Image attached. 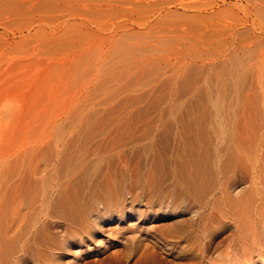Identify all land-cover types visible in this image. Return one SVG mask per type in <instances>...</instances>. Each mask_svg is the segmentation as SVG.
Returning <instances> with one entry per match:
<instances>
[{
    "label": "rangeland",
    "instance_id": "1",
    "mask_svg": "<svg viewBox=\"0 0 264 264\" xmlns=\"http://www.w3.org/2000/svg\"><path fill=\"white\" fill-rule=\"evenodd\" d=\"M254 96L264 98V0H0V264H99L133 232L195 216L172 256L158 252L176 264L207 241L204 222L221 208V119L240 129ZM197 159L212 170L198 203L179 191ZM108 183L121 199L110 208ZM152 187L183 204L177 218L137 219ZM61 194L74 213L53 210ZM225 228L210 253L233 233Z\"/></svg>",
    "mask_w": 264,
    "mask_h": 264
},
{
    "label": "bare ground",
    "instance_id": "2",
    "mask_svg": "<svg viewBox=\"0 0 264 264\" xmlns=\"http://www.w3.org/2000/svg\"><path fill=\"white\" fill-rule=\"evenodd\" d=\"M254 97H255L254 98V104H253V108L251 111L252 118H249L248 121L245 120V116L243 113L241 121H240V123L242 124V127H240V129L236 130L235 126L234 127L232 126V129L229 126H228L229 128H227L225 125L227 122L226 123L223 122V121H225V120H223L224 119L223 117L221 119V130H222L221 135L224 137V140H225V142H223V140H221V163H220L221 167L218 166L221 168V190H220L221 191V198H220L221 199V201H220L221 202V208L219 207L217 209L216 213H213V212L209 213L208 212L209 215L211 216V218L208 219L209 221L207 220V222L206 221L204 222V223L209 222L207 225L208 229H207V227L205 228V229H207V232L205 231V229H203V227H205V226L202 227V229L207 233V235L206 234L204 235L205 232L203 230H202L203 234H201V235H203V238L205 236V237H208L210 240H208V238H207V241H204L198 235V238L200 237L199 240L201 239V241L199 242L198 245H197V242L199 240L196 241V243L194 242L196 244V247L193 245L194 243L189 245L190 247L193 245L194 246L193 249H191L192 247L190 248L188 245H186L191 250H194V248H196L195 251H190V252H188V254H187V252L186 253L184 252L186 255L183 253L182 260H178V261L174 260V262L176 264H197V263L198 264H209V263L211 264V262L213 260L216 263L213 261L214 263H212V264H258V263L264 264V98L257 100L256 99L257 96H254ZM223 123H224V125H223ZM198 126L200 127V125H198ZM199 127H197V128L199 129ZM222 127H223V129H222ZM199 130H198V132L202 133L201 131L203 130V128H201L200 131ZM234 134H236V141L234 142V144H232V140L234 139ZM49 143H51V141H49ZM189 143H190L189 153L187 155H190V157H192L193 155H195V156L198 155V153H196L194 151V149H195L194 145L196 144V137L195 136L191 137ZM193 163L194 164H193L192 168H190V171H189L190 174L188 172L186 173L187 175L190 176L191 179L188 180L187 177L189 178V176H187V175L185 176V174H184V177H182V179L184 178L183 179L184 185H183V188L180 189L179 191H181L182 197L183 196H193L192 198L193 199L195 198L196 201H192L193 199H191V201L198 203V200L200 202V198L206 196V195L205 196H202V195L205 194L206 191L208 192V190H209V188L207 190V188L204 187V183H205V181L203 179L204 177L202 178L203 179L202 181L204 182L203 184L201 182L200 177H202V175H203V176H205V179H207L206 175L212 174V173H209L210 166L209 165H208L209 167L207 166V162L201 163V161L199 159H197L196 161H193ZM220 164H218V165H220ZM220 168H219V171H220ZM90 170H91V168L88 171L84 169V171H85L84 173H87ZM217 170H218V168H217ZM216 171L214 173H216ZM210 172H212V170ZM118 173H121L120 170ZM112 175H114V174H112ZM88 176H86L85 174L84 175L82 174V177H80V179H79L78 186H81L82 183L85 181L84 179L85 178L87 179ZM239 176L247 179L245 181L249 182L248 185L243 186V184H240L239 181L236 180L238 178H241ZM113 177H112V179H113ZM208 177H209V175H208ZM236 177H238V178H236ZM108 179H110V178H108ZM121 179H123V177ZM124 179L122 181H124ZM114 180H116V179H114ZM114 180L112 181L113 183H111V184H114ZM183 181H182V183H183ZM108 182H109V180H108ZM117 182L119 183V179H118V181H115V185ZM124 182H121L122 184H120V185H123ZM109 183H108V185L106 184L105 187H103V185H101V191L104 194L102 197V200L103 199L110 200V202H109L110 204L107 205L108 208L112 207L113 204L116 205V203L121 200V199L119 200L117 198V194H118L117 191L114 192V189L112 188V187H114L117 190V187H115ZM196 183H198L200 186H203L206 190L202 189L203 187L199 188L197 186L198 184L196 185ZM84 185H86V184H84ZM194 185L197 186L199 189H194V187H195ZM208 185H206V186H208ZM241 185H242V187H241ZM123 187H124V185H123ZM131 187L133 188V186H130V188ZM180 187H182V186H180ZM121 188H118V189H121ZM123 189H126V187ZM123 189L120 190L119 192H121V191L123 192L124 191ZM160 189L161 188H159V187H152V188L144 189V190L142 189L143 193L140 192L141 190L139 189L140 190L139 191L140 196L142 194V198H143V202H144V204H142L144 207V210L143 209L140 210V213L138 214L139 216L137 217V219L142 218L140 220L143 221L147 218H165L167 216H172V215H173V217L177 218L176 213H181V211H178L179 209L177 210V208H179V207H177V208L175 207L177 204H180V203H177L175 201L174 197H172L173 201H172V199L169 201V198H168V201L166 200L167 201V203H166V201H164L166 198L165 197L166 195ZM200 189H202V190H200ZM122 192H121V194H122ZM166 193H167V191H166ZM170 193L168 192V195H170ZM179 193L180 192H178V194ZM124 194H122V195L124 196ZM209 194L211 195L212 192H210ZM130 195L134 196L135 194L131 193ZM168 195H167V197H169ZM173 195H175V194H173ZM68 196H70V195H68ZM138 196H139V193H138ZM138 196H137V198H138ZM213 196H215V195H213ZM212 197L208 196V199L209 198L213 199L214 197L213 198ZM132 198L130 196L131 201L133 200ZM71 199H74V198L67 197L66 194L59 195L55 199V204L51 203V205L54 204L53 210L55 209L58 213L60 212L64 216L66 215V214H64L66 212H69V213L73 212L74 208H73V203H71ZM136 199L134 196L135 201H136ZM178 199H181V198H178ZM204 199L205 198H203V200ZM181 200L184 201V199H181ZM205 200H204V203H205ZM133 201L131 203H133ZM213 201H214V203L212 204ZM184 202L188 203V201H184ZM131 203H130V205H132ZM138 203H136V204H138ZM211 204H212L211 208H213V206L215 208L217 207V206H215L216 205L215 200H211L210 205ZM119 205H120V203H119ZM180 205H183V204H180ZM210 205H208V206H210ZM5 206H6V208L8 206H10L7 201L5 202L4 206H1V213H3ZM156 207H157V209H154ZM203 207L201 206V208H203ZM195 209H200V208L199 207L197 208V206H196ZM180 210H181V208H180ZM211 210L213 211L214 209H211ZM205 211H206V209H205ZM57 212H55V213H57ZM147 212H149V214H150V215L148 214L149 215L148 217H146V215H145V213H147ZM194 212L198 213V211H196V210ZM194 212H193V215H194ZM201 212H202V210H201ZM55 213H52V214H54V216H55ZM60 213H59V215H60ZM120 213L121 212H119V214ZM204 213H206V212H204ZM52 214H51V216H52ZM119 214L117 216H119ZM167 214H169V215H167ZM207 214H205V216H207ZM59 215L56 214V217ZM191 215H192V213H191ZM200 215H199V217H200ZM202 215L200 218L201 219L203 218V221H204V217H202ZM194 217L195 216L191 217V219L189 218L190 220H187V221H184V219H177L176 220L173 218L174 221L172 220L170 222L171 224L170 223H164L163 226H161V228L159 229L158 233H150V232L146 233L147 232L146 231V232H144L145 234L141 235L142 233L138 234L137 232L136 233L133 232V234L127 236V238H126L127 241L125 243H123V245H124L123 250L119 251V250L114 249L113 252L109 253V255L106 258H104L102 261L99 262V264H129L130 262H132V264H162L161 259H160L161 257H159L158 252H159V254L161 252V254L167 253V255L172 256V254L174 253V249H175L174 244L172 243V240H178L179 241L178 235H180V234L182 235L184 232L186 233L188 225L193 226L192 224H187V222H191V221L194 222L195 221ZM200 218H199V220H201ZM196 221H197V219H196ZM204 223L202 222V224L200 223L199 225H203ZM204 225H206V224H204ZM229 226H230V228L233 229V233L228 238L223 239V241L221 243H219L221 245V249H220L221 252L219 251V248H218L217 251L220 252L219 254H216V252L210 253L209 247L211 246V244L214 241V240H212V237L219 230L222 232L223 230L226 229L225 227L229 228ZM193 227H196V226L194 225ZM192 228H190L189 230H191ZM198 230H200V229H198ZM187 232H189V231H187ZM200 232H201V230H200ZM225 232H226V230H225ZM244 232H246L248 234L245 235ZM197 234H195L194 238H196ZM241 234L245 235L248 238H245L244 236H243L244 238H242ZM193 235L191 233V236H193ZM217 235H216V237H217ZM223 235H221V236H223ZM239 235H241V238L239 237ZM189 236H188V239L192 238ZM179 238H181V237H179ZM186 238H185V240H186V242H188ZM214 239H216V238H214ZM4 240H6V238L0 237V243H2ZM192 240H194V239L192 238L191 242L190 241L189 242L192 243L193 242ZM180 241H181V239H180ZM99 242H97V243H99ZM107 242H108V244L107 243L103 244V248L114 247L113 242H111V243H109V241H107ZM185 244H187V243H185ZM181 245L183 246V244H180V246ZM99 247H101V246L99 245ZM188 247H186V249ZM86 248H87L86 250H90L89 249L90 247L88 245L86 246ZM180 248L181 247H179V249ZM176 249H178L177 246H176ZM182 249H185V247L184 248L182 247ZM6 252H7V249L5 246H3V253H2L3 259H4L3 254ZM179 252H181V251L179 250L178 253ZM182 252H181V254H182ZM97 253L98 252L96 251L93 256L97 255ZM223 254H225L224 255V257H225L224 261H222V258H223L222 255ZM4 256H5V254H4ZM161 256H163V255H161ZM6 257H8V256H6ZM42 257H43V263H44V260H46V259H47V261H45V263H47L49 260L53 259L54 254L52 252H49V253L44 252ZM0 258H1V256H0ZM162 259H164V256ZM220 259H221V262H220ZM4 260H6V259H4ZM87 264H96V263H87Z\"/></svg>",
    "mask_w": 264,
    "mask_h": 264
}]
</instances>
